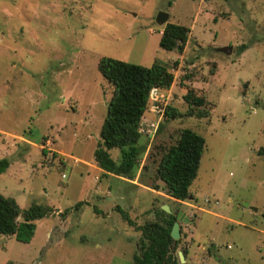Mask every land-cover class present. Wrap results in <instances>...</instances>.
<instances>
[{"label":"rangeland","instance_id":"374dc122","mask_svg":"<svg viewBox=\"0 0 264 264\" xmlns=\"http://www.w3.org/2000/svg\"><path fill=\"white\" fill-rule=\"evenodd\" d=\"M160 12L190 29L183 55L159 47ZM224 47L234 53H220ZM103 57L168 64L174 74L160 109L151 99L141 120L144 152L131 179L107 175L93 157L113 91L97 69ZM186 85L212 104L208 119L184 116ZM166 106L177 114L164 116ZM151 123L158 124L153 137ZM180 129L205 141L185 201L166 195L155 176L162 148ZM260 149L264 0H0V161H9L0 194L22 210L51 211L35 221L28 244L0 235V264H130L140 232L116 207L143 225L174 202L183 214L177 264H264ZM109 154L119 162V150Z\"/></svg>","mask_w":264,"mask_h":264},{"label":"trees","instance_id":"16d2710c","mask_svg":"<svg viewBox=\"0 0 264 264\" xmlns=\"http://www.w3.org/2000/svg\"><path fill=\"white\" fill-rule=\"evenodd\" d=\"M189 34L188 27L167 22L160 34L159 47L167 52L183 55ZM245 49V45L238 47L237 55ZM177 65L178 61H175L174 66ZM215 68L212 67L211 74L216 71ZM97 69L112 86L113 91L101 126L100 142L94 151V161L107 175L131 179L132 172L144 152L139 144L142 137L141 120L151 99L154 100L151 103L153 110L160 109L158 100L163 93L170 90L174 83V74L168 64L154 63L150 67H143L106 57L99 60ZM194 76L193 73L184 75L183 80L192 81ZM185 89L183 102L187 110L184 116L208 119L212 104L192 87L187 86ZM153 92L155 98H152ZM176 114L173 107L164 108V116L170 118ZM113 149L119 150V162L109 154ZM204 149V138L190 129H180L175 143L168 148H162L155 176L164 184L166 195L177 201H185L190 196L189 188L197 176ZM42 154L46 155V151L42 150ZM258 155L264 156V149H260ZM55 156L53 153V157ZM8 166L7 159L1 160L0 174ZM154 190L158 191V188ZM115 210L121 214L124 222L140 232L139 253L134 255L130 264H177L173 253L179 240L175 241L170 236L176 222L174 215L166 214L159 207L155 210L156 221L136 225L122 208L116 207ZM50 212V209L41 205H32L22 210L14 199L0 194V235L11 236L20 243L28 244L35 233V221L46 217ZM182 253L186 256L185 251Z\"/></svg>","mask_w":264,"mask_h":264},{"label":"water","instance_id":"95a60500","mask_svg":"<svg viewBox=\"0 0 264 264\" xmlns=\"http://www.w3.org/2000/svg\"><path fill=\"white\" fill-rule=\"evenodd\" d=\"M169 20V15L166 13H158L156 18H155V24L159 26H164ZM220 53H223L225 55H231L234 53V49L232 47H224L218 50ZM187 199H191L190 196H188ZM177 202H174L170 205H162L160 206V209L164 211L168 215H174L176 217V222L173 224V227L170 232V236L173 240L177 241L180 237V231H179V223L182 220L183 214L179 211L177 212ZM255 212L258 210L253 208ZM179 256V261L181 263H184L185 259L184 256L181 252L178 253Z\"/></svg>","mask_w":264,"mask_h":264},{"label":"built area","instance_id":"2783aa9c","mask_svg":"<svg viewBox=\"0 0 264 264\" xmlns=\"http://www.w3.org/2000/svg\"><path fill=\"white\" fill-rule=\"evenodd\" d=\"M154 96H155V92H153L152 98H154ZM154 111H156V110H154ZM159 113H161V110L159 111ZM157 125H158L157 123H151L150 126H151L152 129H148L147 130V132L149 133L150 137H153V135H154V133H155V131L157 129ZM140 127H141V123H140ZM140 132L142 133V129L141 128H140Z\"/></svg>","mask_w":264,"mask_h":264},{"label":"crops","instance_id":"0c3cea01","mask_svg":"<svg viewBox=\"0 0 264 264\" xmlns=\"http://www.w3.org/2000/svg\"><path fill=\"white\" fill-rule=\"evenodd\" d=\"M169 21V20H168ZM161 32H162V29H161V31H160V33L159 34H161ZM190 35V34H189ZM26 143H29L27 140H24Z\"/></svg>","mask_w":264,"mask_h":264}]
</instances>
